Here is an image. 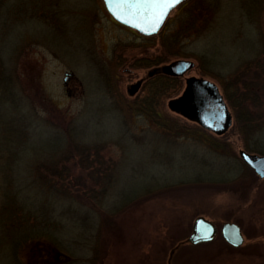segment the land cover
Wrapping results in <instances>:
<instances>
[{"label": "rangeland", "instance_id": "374dc122", "mask_svg": "<svg viewBox=\"0 0 264 264\" xmlns=\"http://www.w3.org/2000/svg\"><path fill=\"white\" fill-rule=\"evenodd\" d=\"M256 2L254 15L245 17L241 0H186L157 34L145 36L112 20L103 0H17L46 7L0 31V95L8 88V98L0 100V162L11 157L21 178L14 188L29 183L23 196L40 206L42 188L52 193L34 184L33 175L60 163L63 184L75 199L50 201L60 221L53 239L14 245L8 240L14 234L0 224V264H264V178L239 154L264 155V127L252 152L240 134L222 139L170 110L168 98L157 107L162 119L172 129L194 130L180 127L181 135L131 104L151 72L166 73L164 66L178 59L195 63L183 79L207 78L223 92L221 78L256 49L257 31L264 34V0ZM185 8L193 20L197 12L209 19L216 11L217 22L194 21L185 31ZM210 51L218 57L214 65L206 62L214 76L197 68L198 56ZM142 59L150 64L140 67ZM66 73L73 77L65 81ZM182 81L172 98L186 87ZM65 132L74 133L89 154L67 152ZM3 172L0 166V188ZM54 188L53 194L60 186ZM91 188L98 200L89 202ZM199 215L218 227L236 222L243 245H229L218 232L210 243L187 242Z\"/></svg>", "mask_w": 264, "mask_h": 264}, {"label": "trees", "instance_id": "16d2710c", "mask_svg": "<svg viewBox=\"0 0 264 264\" xmlns=\"http://www.w3.org/2000/svg\"><path fill=\"white\" fill-rule=\"evenodd\" d=\"M241 3L245 11V17L248 15L253 16V6L257 5L256 0H241ZM189 11L190 8H185L184 15L180 20L183 25V30L185 31L196 26L194 21L202 22L204 26H210L212 21H216V11H214L213 18L209 17V19L206 18L204 13L197 12L194 20L191 19L192 14H189ZM185 17L187 18L184 21ZM202 24H198V27L205 29ZM256 35L259 41L256 49L248 55V57L240 60V62L242 61L241 66L234 69L229 78H221L223 86L222 94L232 113L233 121L228 129L229 131L227 130V132L219 135L224 139L223 137H226L229 132H232V134H240L245 147H248L252 152L257 151V135L264 127V34L262 31H257ZM163 50L165 53V46H163ZM198 59L199 63L197 68L199 72L212 76L218 74L206 67V62L213 65L218 63V57L213 51L200 54ZM142 60V63H139L140 67H146L150 64L148 59ZM162 60L163 58L161 61ZM182 80L184 79L181 76H172L163 72H151L144 85L143 94L134 98L131 104L136 108L135 111H137L138 114H142L146 118H152L158 125L163 124L166 128L172 129L175 126L168 125L165 120L162 119V112L158 111L157 107L162 106L165 98L171 99V96L180 93L183 88ZM3 82V85H5L6 81ZM6 91H8V88H1L2 94L0 95V100L8 98ZM186 119L199 125L195 121L188 118ZM177 126L178 127L172 129V131L178 132L181 135H183V129H185L186 132L190 129L194 130L193 127H185L184 125ZM180 127L183 129H180ZM70 133L72 132H65L66 146L69 148L67 152L74 153L75 151H79L86 155L89 154L90 148L82 144L78 146L76 144L77 139L75 138V134L73 133V135H71ZM6 140L7 142L13 143V141L7 139V137ZM7 142L4 143L7 144ZM4 143L2 144L4 145ZM251 144L253 145L251 146ZM7 146L8 145H6V147ZM0 147L2 148V146ZM215 149L217 150V148ZM14 153L16 154L15 151ZM3 159H1L0 162L1 168L4 169L2 174L3 185L0 188V224L10 229L12 235L14 234V238L10 236L8 240L14 245H19L24 241L32 239H53L51 238L54 236L55 229L53 228H56L60 221L53 217L52 214L57 213V209L51 206L50 201L52 199L57 200L60 196L62 199H75V197L72 196V191L67 190L65 184H63L64 178L61 177L62 173L59 172L61 169L60 163L47 164V167L51 169L49 173L36 170L38 172L35 176L33 175L34 184L38 186H49L46 192L52 193L51 196L45 195L44 187L42 188L41 194H38L39 191L36 193L45 200L43 201V206H40L37 203L28 204L26 198L23 196L26 193L24 192L26 186L30 185L29 183H26L25 186L23 185L22 188H14V183H21V178H19V176L17 177V174H14L12 171L14 164L11 162V157L10 159L6 157L4 161ZM19 171L20 170L17 171L18 174ZM49 176H51V179L48 178ZM56 186H60V189H56L57 192L53 194L52 190H55L54 187ZM96 190L97 189L91 188L89 190V197H87V193L84 192L81 194V197L84 198L83 194H85L86 200H89V202L95 201L97 197L93 196L91 192L94 193ZM22 196L24 199H22ZM99 200L101 201V198ZM185 241L184 239L180 241L179 244H183Z\"/></svg>", "mask_w": 264, "mask_h": 264}, {"label": "water", "instance_id": "95a60500", "mask_svg": "<svg viewBox=\"0 0 264 264\" xmlns=\"http://www.w3.org/2000/svg\"><path fill=\"white\" fill-rule=\"evenodd\" d=\"M186 0H181L180 3ZM108 13L119 23L132 28L141 35L157 34L163 26L170 11L174 7H167L163 0H103ZM179 3V4H180ZM195 63L190 59H178L164 66V71L172 76H184L193 69ZM66 76L64 80L66 81ZM136 85L131 92L136 91ZM170 110L179 112L184 117L195 121L204 129L221 135L232 124V113L220 91L213 81L196 76L186 77V87L182 94L168 101ZM242 160L252 168L256 174L264 178V155L250 154L239 150ZM220 233L229 244L240 246L244 241L240 226L233 221L222 222ZM217 234L214 221L199 215L195 218L191 233L187 241L200 244L212 241ZM175 249L171 251L173 253Z\"/></svg>", "mask_w": 264, "mask_h": 264}, {"label": "flooded vegetation", "instance_id": "af4514ba", "mask_svg": "<svg viewBox=\"0 0 264 264\" xmlns=\"http://www.w3.org/2000/svg\"><path fill=\"white\" fill-rule=\"evenodd\" d=\"M42 7H46V4L42 3L40 5H38L37 7H31L29 8L28 6H23V5H18L17 4V0H0V31L2 30V27H6L7 25H11L12 24H18V19L21 17V18H25L29 15H31L30 18H33L34 17V13L37 11H39ZM112 20H113V17L111 16ZM27 19V18H25ZM22 23V20L21 22ZM119 23V22H118ZM8 26L6 27V29L8 28ZM3 30H5V28H3ZM1 73V72H0ZM66 75H68L67 77L68 78H72L73 75L72 73H66ZM2 77V76H1ZM188 77V76H186ZM186 77L184 79L185 81V84H186ZM186 86V85H185ZM185 89V88H184ZM132 90V89H131ZM183 92V91H182ZM181 92V94H182ZM180 94V95H181ZM170 99H168L169 101ZM206 130V129H205ZM209 131V130H207ZM211 132V131H209ZM213 133V132H212ZM244 162V161H243ZM245 163V162H244ZM246 164V163H245ZM252 169V168H251ZM254 171V170H253ZM255 172V171H254ZM258 175V174H257ZM260 177V176H259ZM215 222V221H214ZM225 222V221H223ZM234 222V221H233ZM216 226H217V232L220 233V228H221V225H222V222H221V225L220 227H218L217 223L215 222ZM241 229V227H240ZM242 231V229H241ZM243 233V232H242ZM221 235V233H220ZM217 236V234H216ZM215 236V238H216ZM244 236V234H243ZM261 236H264V234H262ZM222 237V235H221ZM214 238V239H215ZM223 238V237H222ZM213 241V240H212ZM225 242H227L225 239H224ZM244 241H245V237H244ZM211 242V241H210ZM210 242H205V243H210ZM204 243V244H205ZM228 243V242H227ZM244 243V242H243ZM191 244V243H190ZM200 244H203V243H200ZM229 244V243H228ZM193 245V244H192ZM196 245H199V244H196ZM231 245V244H229ZM243 245V244H241ZM240 245V246H241ZM233 246V245H232ZM240 246H235V247H240ZM58 256H60V254H58ZM60 260V258H59Z\"/></svg>", "mask_w": 264, "mask_h": 264}, {"label": "snow or ice", "instance_id": "6c2138e0", "mask_svg": "<svg viewBox=\"0 0 264 264\" xmlns=\"http://www.w3.org/2000/svg\"><path fill=\"white\" fill-rule=\"evenodd\" d=\"M157 2H159V0H157ZM180 2L181 0H163V3L167 7H174L176 4H179Z\"/></svg>", "mask_w": 264, "mask_h": 264}, {"label": "bare ground", "instance_id": "6f19581e", "mask_svg": "<svg viewBox=\"0 0 264 264\" xmlns=\"http://www.w3.org/2000/svg\"><path fill=\"white\" fill-rule=\"evenodd\" d=\"M176 7H177V6H176ZM176 7H175V8H176ZM175 8H174V9H175ZM170 12H171V11H170Z\"/></svg>", "mask_w": 264, "mask_h": 264}]
</instances>
